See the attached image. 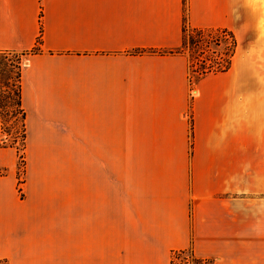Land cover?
<instances>
[{"label":"crops","instance_id":"obj_1","mask_svg":"<svg viewBox=\"0 0 264 264\" xmlns=\"http://www.w3.org/2000/svg\"><path fill=\"white\" fill-rule=\"evenodd\" d=\"M183 7L0 0V51L40 40L21 72L19 184L0 149V260L264 264V0H185L190 27L236 42L194 94L186 53H132L179 47Z\"/></svg>","mask_w":264,"mask_h":264},{"label":"trees","instance_id":"obj_2","mask_svg":"<svg viewBox=\"0 0 264 264\" xmlns=\"http://www.w3.org/2000/svg\"><path fill=\"white\" fill-rule=\"evenodd\" d=\"M185 15L182 19L181 44L179 47L168 50H136L134 55L144 53L157 55H177L186 53L189 60V84H196L205 76L225 72L231 62L235 50V39L230 32L219 29L191 28L185 24ZM218 34H224L226 38L219 40ZM229 39V46L226 44L224 53L218 51L222 41ZM39 38L36 41V47L29 52L0 51V128L2 135L8 136L5 123L8 113L15 118L19 125L20 156L23 162V149L25 140L24 118L25 113L21 107L20 100V81L23 69L24 59L28 54L38 52ZM221 55L225 57L224 65L217 60ZM11 101V102H8ZM11 103V107H9ZM9 105V106H8ZM11 109V111H8ZM14 148V144L6 145L4 139L0 141V149ZM18 153V151L16 150ZM20 181L18 180V184ZM180 259V260H179ZM178 261V262H177ZM0 264H7L6 260H0ZM170 264H212V260L198 258L191 249L175 251L172 254Z\"/></svg>","mask_w":264,"mask_h":264},{"label":"rangeland","instance_id":"obj_3","mask_svg":"<svg viewBox=\"0 0 264 264\" xmlns=\"http://www.w3.org/2000/svg\"><path fill=\"white\" fill-rule=\"evenodd\" d=\"M183 6H184L183 7L184 15H185V18H186L185 0H183ZM185 24L187 26H189L187 21H186V19H185ZM218 38H219V40H224V38H226V36L224 34H218ZM225 41H226L225 43H224V41H222L223 43H221V46L218 49V51L221 53V55H223V53H224V48L226 47V44H228L230 42L229 39H227ZM228 46H229V44H228ZM221 55H219L217 57V60H219V62H221L222 65H224L225 57H223ZM194 85L195 84H191L190 85V88H192V94H194V91H193L194 90ZM8 102H11V101L8 100ZM9 105L8 106L11 107V103ZM8 111H11V109H8ZM5 127H6V130L9 133V135L8 136L3 135L2 139H4V143L6 145H9L11 143L14 144V148L13 149L15 150V153H16V167H15L16 168V176H17V179L19 180L22 177V171H23V162L19 158V156L21 154V152H20V140H19V137H18L19 136V125L16 122L15 118L12 117V115L10 113H8V117L6 118ZM113 149L114 150L116 149V142H110V150H113ZM16 150L18 151V153L16 152Z\"/></svg>","mask_w":264,"mask_h":264}]
</instances>
